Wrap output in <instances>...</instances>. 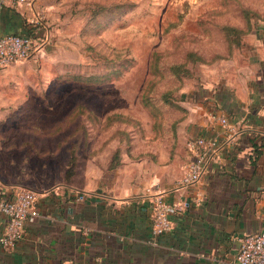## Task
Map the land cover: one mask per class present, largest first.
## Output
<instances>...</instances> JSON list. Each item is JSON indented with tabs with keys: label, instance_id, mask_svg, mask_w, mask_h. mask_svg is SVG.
<instances>
[{
	"label": "crops",
	"instance_id": "1",
	"mask_svg": "<svg viewBox=\"0 0 264 264\" xmlns=\"http://www.w3.org/2000/svg\"><path fill=\"white\" fill-rule=\"evenodd\" d=\"M61 4L0 0V35L39 34ZM257 16L240 27H249L241 46L182 89L175 133L139 136L141 149L116 165L90 157L82 174L47 188H36L21 166L10 182L0 134V166L9 168L0 174V197L35 188L39 211L13 249L0 247V264H238L240 238L264 230V10ZM10 92L22 91L2 88L0 110L15 101ZM200 136L215 138L218 149L199 181L178 187L193 158L186 143ZM150 194L178 205L155 245ZM6 224L0 214V235Z\"/></svg>",
	"mask_w": 264,
	"mask_h": 264
},
{
	"label": "rangeland",
	"instance_id": "2",
	"mask_svg": "<svg viewBox=\"0 0 264 264\" xmlns=\"http://www.w3.org/2000/svg\"><path fill=\"white\" fill-rule=\"evenodd\" d=\"M60 2L39 31L45 44L0 70V92L22 91L0 110L7 179L22 166L36 188L79 176L90 157L102 166L133 156L139 136L174 134L182 89L232 53L240 31L228 26L264 10V0Z\"/></svg>",
	"mask_w": 264,
	"mask_h": 264
},
{
	"label": "built area",
	"instance_id": "3",
	"mask_svg": "<svg viewBox=\"0 0 264 264\" xmlns=\"http://www.w3.org/2000/svg\"><path fill=\"white\" fill-rule=\"evenodd\" d=\"M39 22L37 20L36 24L39 25ZM42 38L36 33L0 35V70L32 57L42 44H45L47 39ZM220 122L225 125L226 119L221 118ZM186 145L193 158L186 165L183 175L177 182L178 187L181 188L189 187L199 181L218 149V141L215 138L200 136L188 139ZM78 198L82 199V196ZM149 200L151 218L149 244L155 245L158 236L172 228L170 215L177 210L178 205L166 201L159 194H150ZM0 214L7 218L6 227L0 235V247L13 249L23 237L25 225L39 216L37 193L24 188L17 191L12 198L0 197ZM236 260L238 264H264V230L240 238Z\"/></svg>",
	"mask_w": 264,
	"mask_h": 264
},
{
	"label": "trees",
	"instance_id": "4",
	"mask_svg": "<svg viewBox=\"0 0 264 264\" xmlns=\"http://www.w3.org/2000/svg\"><path fill=\"white\" fill-rule=\"evenodd\" d=\"M247 26H249V25H247ZM248 28H240V27H237V26H233V27L228 26L227 27L228 30H233V31L239 30L241 35L239 34V38H231V41L230 40L227 41V47L232 49L233 46H236V47L241 46L243 35L246 34V32L248 31ZM182 110H184V109L180 105V111H182ZM119 158H120V153H119ZM119 158L114 160L113 162L110 161V165L112 164V166H113V165L118 164ZM71 172H72V170H71ZM73 172H74V169H73ZM72 173H70V174H72Z\"/></svg>",
	"mask_w": 264,
	"mask_h": 264
}]
</instances>
